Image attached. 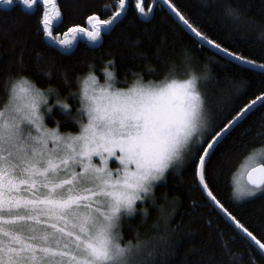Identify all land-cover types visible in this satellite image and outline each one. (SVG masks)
<instances>
[{"label":"snow or ice","instance_id":"obj_1","mask_svg":"<svg viewBox=\"0 0 264 264\" xmlns=\"http://www.w3.org/2000/svg\"><path fill=\"white\" fill-rule=\"evenodd\" d=\"M202 3L211 6L207 0ZM128 6L129 0H115L104 5L107 19L93 12L86 16L87 26L57 33L63 15L56 0H0L4 11L37 15V31L46 46L63 56L74 54L81 43L90 50L103 47ZM165 6L198 45L195 50L211 51L215 59L201 62L187 48L179 58L158 57L160 69H148V74L162 77L155 80L136 72L130 80V69L119 79L111 56L98 78L95 62L82 61V70L71 76L60 71L62 88L77 87L61 96V90L31 78L27 42L13 39V47L20 49L10 61L15 70L0 75V264H162L158 257L166 264L177 248V233L169 223L130 240L123 227L138 214L147 219L148 208L157 205L155 189L169 173L191 177L183 185L191 205L210 213L206 224L221 240L220 259L201 256L192 264H264V222L246 226L217 197L210 180L225 158L226 144L236 146L233 133L259 113L255 138L261 150L253 149L241 165L246 180L234 182L231 200L264 201V24L257 25L239 5H223L232 34L255 33L258 62L237 51L234 43L226 46L210 36L172 0H152L147 6L134 0L135 11L145 19ZM124 43L135 49L139 40L125 37ZM131 58L146 59L138 52ZM34 63L39 68L54 61L37 52ZM211 65L237 71L220 75ZM243 72L259 78L258 95L248 91ZM44 78L51 82V68ZM70 100L76 101L75 107ZM57 110L65 117L63 124L55 120ZM69 124L75 131L63 130ZM251 132V127L245 130L246 135ZM240 146L249 147L244 141ZM194 192L200 194L199 201L192 199ZM224 229L232 234L231 241L243 246V253L237 255L224 241Z\"/></svg>","mask_w":264,"mask_h":264},{"label":"trees","instance_id":"obj_2","mask_svg":"<svg viewBox=\"0 0 264 264\" xmlns=\"http://www.w3.org/2000/svg\"><path fill=\"white\" fill-rule=\"evenodd\" d=\"M152 0H144L145 6ZM182 14L190 17L192 20L201 24L208 30V34L225 42L226 46L235 44L237 51L250 55V58H256L259 62V44H254L255 33H249L244 30L239 35L230 32L229 22L223 17V5L231 3L244 8L247 15L250 16L257 25L264 24V0H207L205 6L202 0H172ZM57 7L63 15V24L56 29L57 33L63 32L67 27L73 25H86V16L93 12H99L103 18L107 19L110 13L104 9V5H112L115 0H56ZM178 22L163 8L156 7L152 14L145 19L140 17L134 9V0H129V6L126 15L122 17L121 22L115 27L111 37H105L103 47L90 50L83 43L70 56L59 55L48 48L43 41V37L37 31V15H24L18 9L4 11L0 9V75L7 72L10 68L15 70L16 65L10 63L20 52L19 47H13V39L18 38L27 42L29 55H26V67L31 78L38 84L45 87L49 85L52 88L61 90V96H68V93L77 91V87L72 89L62 88L59 79L60 71L65 70L71 74L82 70V61H94L97 66L98 78L103 76L100 71L103 62L108 58L115 57L116 70L119 79L123 80L125 72L129 69V79H132L131 73L136 72L144 76L145 80H155L162 77L148 74L149 66L154 69H160L161 60L179 58L183 53L182 49H189L192 54L199 57L201 62L215 59L211 51H196L198 45H193L187 38L185 32L181 30ZM130 41L139 40L135 49L124 43V38ZM254 49L256 51H254ZM39 52L45 59L53 60L54 64L44 63L39 66L43 71L37 76L39 68L34 63L36 53ZM143 54L146 59L133 60L132 53ZM110 54V55H109ZM223 63V62H221ZM52 69L51 82L44 78V72ZM214 73L223 75L236 73L235 68H220L218 65H211ZM240 76L249 83V92L259 94L262 87L258 77L252 76L247 72L240 73ZM103 82V80H100ZM210 87V85H209ZM248 98H254L249 96ZM73 107L76 106L75 100H70ZM55 120L62 124L65 117L59 110L54 112ZM259 113L256 114L258 116ZM256 116L249 120L233 133V140L236 146L226 144L227 152L225 158L218 162L215 171L211 174V186L215 194L230 208L241 222L246 226L252 223L264 222V201L259 199L253 202H234L231 200L232 178L243 160L247 158L253 149H260V142L255 138ZM49 127L54 126L52 119L48 120ZM249 127L252 132L245 134ZM64 131H75V128L69 124ZM241 141L249 145L245 149ZM191 180L190 176L181 173L179 176L169 173L166 181L159 184L155 189V199L157 205L149 207V215L144 220L139 214L124 223L123 233L126 240L133 239L139 232L141 235H152L156 232L154 225H163L169 223L176 230L175 240L177 248L173 256H169L166 264H192L193 261L201 256L206 260L210 255L218 260L220 259L221 240L217 232L209 228L206 220L210 218V213L203 208L193 209L191 200L183 187ZM192 199L200 200V194L192 193ZM214 219V218H213ZM223 229V225H220ZM231 233L224 229V241L229 242L234 247L237 255L244 252L243 246L238 242L230 240ZM192 248L201 249L198 255L191 251ZM165 264L163 258L158 257Z\"/></svg>","mask_w":264,"mask_h":264},{"label":"rangeland","instance_id":"obj_3","mask_svg":"<svg viewBox=\"0 0 264 264\" xmlns=\"http://www.w3.org/2000/svg\"><path fill=\"white\" fill-rule=\"evenodd\" d=\"M101 82V81H100ZM101 83H103V82H101ZM258 150H261V148L260 149H258ZM252 154V153H251ZM250 154V155H251ZM246 162V158L243 160V162L241 163V165L242 164H244ZM241 165L238 167V169L236 170V172L234 173V175H233V178H232V186H233V184H234V182L235 181H237V180H242V179H244V180H246V177H242L241 176V173L243 172V169L241 168ZM111 167H115V164L113 163V164H111L110 165ZM164 182V181H163ZM163 182H161V183H163ZM160 183V184H161Z\"/></svg>","mask_w":264,"mask_h":264},{"label":"water","instance_id":"obj_4","mask_svg":"<svg viewBox=\"0 0 264 264\" xmlns=\"http://www.w3.org/2000/svg\"><path fill=\"white\" fill-rule=\"evenodd\" d=\"M176 21H177V18L174 16V14H172L168 9H167V7L165 6V7H163ZM178 22V21H177ZM181 27H182V25H180ZM212 51H214V50H212Z\"/></svg>","mask_w":264,"mask_h":264}]
</instances>
